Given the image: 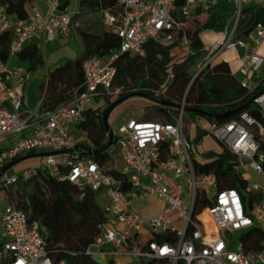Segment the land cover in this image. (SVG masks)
Wrapping results in <instances>:
<instances>
[{
    "label": "built area",
    "instance_id": "obj_1",
    "mask_svg": "<svg viewBox=\"0 0 264 264\" xmlns=\"http://www.w3.org/2000/svg\"><path fill=\"white\" fill-rule=\"evenodd\" d=\"M217 1L119 0L121 11L105 15L106 26L119 38L118 50L104 63L97 56L85 59L79 91L56 109H44L41 113L37 109L23 110L19 86L26 83L28 76L11 66L9 59L38 34L68 36L71 13L58 10V0H46V13L34 8L27 19L11 16L0 6V34L12 35L8 59H0V170L23 155L74 147L72 126L79 123L82 113L98 109L97 98L120 94V89L113 87L118 57L122 53L143 57L149 42L165 47L175 43L177 37L180 45L192 54L184 19L196 9L211 10ZM243 1L235 0L236 23ZM254 29H258L254 38L257 46L264 38V25L257 23ZM229 41L226 38L218 42L196 63L192 78L212 65ZM244 61L257 70L262 58L252 50ZM172 79L173 73H169L152 94L167 100ZM258 85L248 79L241 81L248 93H253ZM251 99L261 119L243 110L224 122L197 115L187 126V104L183 98L175 102L176 113L171 121L126 120L117 127L113 139L114 149L120 151V177L105 171L92 157L80 156L75 149L43 156L36 164L12 175L5 172L0 186L9 187L44 172L70 182L78 192L94 193L105 220L85 249L91 258H135L145 262L164 259L169 264H264V89ZM193 128L214 137L237 159L242 174H251L243 192L220 188L213 172H199L195 168V155L185 131ZM163 143L169 145L165 158L160 151ZM247 194L254 195V199ZM151 196L161 200L163 208L159 214L144 217L134 202ZM200 203L204 206L197 209ZM205 211L207 220L203 216ZM250 231L262 234L258 247H246L255 234L248 235ZM149 232L151 239L144 241L143 235ZM43 235L41 226L30 221L25 210L7 200L0 211V264H54ZM157 235L171 236L172 241L158 242L154 239ZM64 263L62 260L58 264Z\"/></svg>",
    "mask_w": 264,
    "mask_h": 264
},
{
    "label": "trees",
    "instance_id": "obj_2",
    "mask_svg": "<svg viewBox=\"0 0 264 264\" xmlns=\"http://www.w3.org/2000/svg\"><path fill=\"white\" fill-rule=\"evenodd\" d=\"M71 1L58 0V10L68 11ZM77 1L78 11L74 12L72 16L71 26L75 25L82 14L89 13L104 28L101 29L99 35L82 31L87 44L84 53L73 62H66L62 66L49 70L46 86L41 84L39 87L41 91L45 87V93L41 101L44 109H56L61 104L68 102L79 91L84 78L83 62L85 59L91 56L106 59L119 48L117 34L105 25L106 13L116 15L121 11L119 0ZM31 4L32 0H0V6H4L9 15L18 19L28 18L26 8ZM242 21H246L244 35L252 32L257 23L264 25V7L258 5L242 6L238 23ZM186 33L195 55L189 54L180 59L175 58L172 49L179 41V37H177L175 43L165 47L149 42L146 46V54L143 57L130 53H122L118 57L115 61L116 73L113 87L119 88L120 94L116 97H105V105L102 109H87L82 113V118L76 128L85 133L87 144L79 145L76 149L80 156L92 157L105 171L120 177L121 160L117 161L120 156L117 155V151L113 147L114 140L111 146L107 147L108 138L102 115L108 105L116 98L137 91L152 94V85H157L154 89L159 87L169 73H173L170 91L175 90L179 101L184 98L186 104L195 102V106H187V108L199 109L200 112H196V114L203 115L210 121L224 122L234 117L239 111L246 110L261 119L260 112L253 102L246 104L253 94L264 89V84L258 85L253 93H248V89L242 87L241 82L237 81L232 75L228 63L225 61L206 66L196 76L186 95L184 94L191 77V65L202 47L198 30L192 33L186 31ZM11 39L12 35L10 33L0 34V59L2 61L8 59V45ZM18 57L21 60H28L31 69L43 63L42 53L36 47L24 46L18 53ZM126 77H130L132 80L131 89L126 88ZM168 101L171 103L170 105H161L156 108L155 115L163 118L161 122L171 121L172 115L176 113L175 102ZM168 110L171 113H168ZM228 112L230 113L226 115ZM147 120L155 119L147 117ZM185 131L194 152L192 142L199 141L207 133L197 129L195 137L191 139L193 129ZM160 151L162 158L167 157L169 153L168 143L161 144ZM194 155L193 164L195 168L199 172H213L218 179L220 188H236L240 192L245 190L248 177L242 174L237 166V159L227 150L223 149L221 154L210 153L209 155L212 157L210 159L203 158V161L195 153ZM59 170L63 171L64 169L59 167ZM37 180L42 181L55 193L54 200L48 202L43 194L35 188L27 196V200L22 199L17 203V206L27 212L30 221L37 222L43 229L46 249L54 264H58L62 260H64V264H95L94 260L85 254V249L99 233L105 216L101 206L94 199V193L78 192L70 182L61 180L56 175H47L44 172H38L37 175L22 183ZM13 186H0L3 191L7 190L4 193L6 200L9 199V189ZM247 195L250 199L255 197L252 194ZM203 206L204 203H200L197 204L196 208L200 209ZM253 232L255 234L250 237L246 247H258L262 234L250 231L248 235ZM154 239L158 242L163 240L172 241L171 236L168 235H157ZM143 264H169V262L164 259H154L148 262L143 261Z\"/></svg>",
    "mask_w": 264,
    "mask_h": 264
},
{
    "label": "crops",
    "instance_id": "obj_3",
    "mask_svg": "<svg viewBox=\"0 0 264 264\" xmlns=\"http://www.w3.org/2000/svg\"><path fill=\"white\" fill-rule=\"evenodd\" d=\"M255 5L264 7V0H244L242 6L248 7ZM34 8L44 15L48 10L46 0H32V4L28 5L26 8L29 18L31 17ZM235 9V0H218L217 4L211 10L203 11L202 9H196L188 18L184 19L185 30L188 33L198 30L199 39L202 43L200 53L196 55L195 62H193L194 64L190 69L191 76H193V69L196 63L201 61L203 57H205V55H207L217 45L218 42L223 39L230 38L229 45L224 48L213 64L225 61L228 63L230 71L237 81L241 82L248 79L251 83H259V85L264 84V38H262L260 43L255 46L254 38L258 33V29H253L252 32L244 35L246 21L236 23ZM77 11L78 1L72 0L68 8V12H70L71 16H73L74 12ZM242 25H244V28L243 32L240 34L239 30ZM102 28H104L103 25L99 21L95 20V18L93 19L92 15L89 13L82 14L81 18L71 27V31L68 36H62L58 33H51L47 35L38 34L26 44L27 47H36L41 51L43 56V63L41 65L31 69L30 62L28 60H21L18 55L9 59V64L11 66L23 70L28 76L26 83L19 86L23 98V110L37 109L40 113L44 110V108H42L41 101L45 93V87L39 95L36 88L40 87L41 84L46 86L49 70L62 66L66 62H73L84 53L87 44L82 31L99 35ZM88 40H90V38H88ZM239 40H242L243 43L238 44L237 41ZM179 47H183L186 50V54L184 56L191 54L187 52L186 47L180 45L178 42L172 49L173 55V51L179 50ZM189 49L191 50L192 55H195L194 49L191 47V43ZM252 50H254L255 53L262 58V62L258 65L257 70L253 69V65L250 62L246 63L244 61L245 56ZM153 89L151 88V91ZM96 102L99 105V108L102 109L105 105V98H97ZM144 105L147 104L144 103ZM149 112L150 111H145V109L140 108L137 117L129 115L121 123L128 119H145V117L149 115ZM194 113L196 114V112ZM34 120H36V117ZM74 128L77 129L76 125L72 126V132L76 140V145L87 144L85 133L78 129V131L81 132L78 135L77 132L74 131ZM203 138L204 136L201 139ZM201 139L199 141H201ZM34 158L35 160L27 163L25 167L36 164L41 157ZM137 206L141 210L144 217H149L159 214L162 211L163 202L156 197L151 196L146 200H141V203ZM92 259L95 264H102L95 261L94 258ZM101 259L104 261L103 264H118L121 261H135L137 264H143V261L135 258H125L118 261H112L111 258Z\"/></svg>",
    "mask_w": 264,
    "mask_h": 264
},
{
    "label": "rangeland",
    "instance_id": "obj_4",
    "mask_svg": "<svg viewBox=\"0 0 264 264\" xmlns=\"http://www.w3.org/2000/svg\"><path fill=\"white\" fill-rule=\"evenodd\" d=\"M106 25V24H105ZM107 27V26H106ZM243 28L244 25H242L240 27L239 33L241 34L243 32ZM175 58H182L184 57V55L186 54V50L183 47H179V50H174L173 51ZM105 62V58L102 59V63ZM195 62V61H194ZM194 63H192L191 67L193 66ZM163 79V77H162ZM196 78L192 79V76L190 77V81L189 84L184 92V94L186 95V93L188 92V90L190 89V87L192 86L194 80ZM126 88L127 89H131L132 88V80L130 79V77H126ZM117 84V83H116ZM155 85H152V89L155 88ZM36 91L39 93L41 92L40 88L37 87ZM168 99L170 101L176 102L179 101V99L176 97V93L175 90L172 89L171 91L168 92L167 94ZM38 98V97H37ZM144 103H146L147 105H144ZM196 103L195 102H191L189 104H187V106H195ZM161 105L158 103H154L151 100L145 99L143 97L140 96H133V97H129L126 100H124L123 102H121L120 104H118L110 113L109 117H108V123L109 126L111 127V129L113 130V132L117 131V127L119 126V124L129 115H134V116H138L139 114V110L140 108L145 109V111H150L149 115L145 117V119H147V117L149 119H155L158 121H163V118L161 116H157L155 115L156 113V108L160 107ZM163 106V105H162ZM197 118V115L192 112V111H186L185 112V121L184 124H186L188 126L190 121H195ZM74 131L77 132V134L79 135V133H81L80 131H78V129L74 128ZM187 131H189L187 129ZM197 133V129L193 128L192 131V138L193 139L195 137ZM206 136V137H205ZM9 143V142H8ZM8 143H4L3 145H6ZM192 145L194 147V153L198 156V158L203 161V158H207L210 159L212 156H210L209 154H221L223 152V148L222 146L216 141V139L214 137H212L210 134H205L204 138L201 139V141H197V142H192ZM117 155L120 156V151H117ZM215 156V155H214ZM33 160H35L34 157L32 158H28L25 159L15 165H13L11 168H9L6 172V175H12L15 173H18L21 169H23L25 167V165L27 163L32 162ZM117 161L119 162L120 159L117 158ZM242 171V170H241ZM244 172V171H242ZM246 177L251 178V174L249 172H246ZM4 175H2L0 177V180L3 178ZM172 183V182H171ZM36 184V186H35ZM37 188L38 192L42 193L44 198L48 201V202H52L55 198V193L48 188L44 183H42V181L37 180V181H28L27 183H22V181L17 184L14 185L13 187H11L9 189L10 195H9V199L8 201H12L15 204H17L18 202H20L22 199L27 200V196L29 194H31L34 189ZM6 191H3L2 189H0V211H2L4 209V207L6 206L7 200L6 197L4 195V193H6ZM95 200L100 202V200L98 199V197L95 196ZM136 205H139L141 203V200H137L134 202ZM236 236H238V234L236 233ZM152 235L151 233H146L145 235H143V240L144 241H148L149 239H151ZM95 259V261L100 262V263H104L103 259H101L100 257H92ZM118 264H137V262L135 261H121Z\"/></svg>",
    "mask_w": 264,
    "mask_h": 264
},
{
    "label": "water",
    "instance_id": "obj_5",
    "mask_svg": "<svg viewBox=\"0 0 264 264\" xmlns=\"http://www.w3.org/2000/svg\"><path fill=\"white\" fill-rule=\"evenodd\" d=\"M195 77H193L192 79H194ZM133 96H142V97H145L149 100H151L152 102L154 103H158L160 105H164V106H168L170 105L171 103L166 100V99H162V98H159L151 93H147V92H143V91H137L135 93H132L130 95H125V96H122V97H119V98H116L115 100H113L109 105L108 107L106 108L105 112L103 113L102 115V121H103V124L105 126V129H106V133H107V138H108V143H107V147L111 146L112 142H113V139H114V132L113 130L111 129V127L109 126V123H108V117L110 115V113L112 112V110L118 105L120 104L121 102H123L124 100H126L127 98L129 97H133ZM252 102V99H249L247 104H250ZM187 111H193V112H200L199 109L197 108H187ZM230 112H228L226 115H228ZM79 147V145H75L74 147L72 148H69L67 150H56V151H42V152H36V153H32V154H27V155H23L21 157H18L16 158L15 160L9 162L8 164H6L1 170H0V177L5 173L7 172V170L9 168H11L13 165L25 160V159H28V158H31V157H43V156H46V155H50V154H62V153H66V152H71L75 149H77Z\"/></svg>",
    "mask_w": 264,
    "mask_h": 264
},
{
    "label": "bare ground",
    "instance_id": "obj_6",
    "mask_svg": "<svg viewBox=\"0 0 264 264\" xmlns=\"http://www.w3.org/2000/svg\"><path fill=\"white\" fill-rule=\"evenodd\" d=\"M203 216H204L205 219L207 220V214H206V211L204 212Z\"/></svg>",
    "mask_w": 264,
    "mask_h": 264
}]
</instances>
